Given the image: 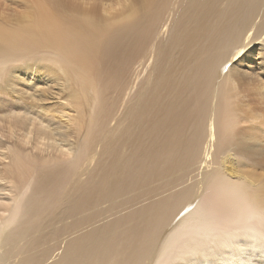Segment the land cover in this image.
Segmentation results:
<instances>
[{"label": "bare ground", "instance_id": "bare-ground-1", "mask_svg": "<svg viewBox=\"0 0 264 264\" xmlns=\"http://www.w3.org/2000/svg\"><path fill=\"white\" fill-rule=\"evenodd\" d=\"M100 1L0 25V264H264V0Z\"/></svg>", "mask_w": 264, "mask_h": 264}, {"label": "rangeland", "instance_id": "rangeland-1", "mask_svg": "<svg viewBox=\"0 0 264 264\" xmlns=\"http://www.w3.org/2000/svg\"><path fill=\"white\" fill-rule=\"evenodd\" d=\"M24 1H26V0H0V8H1L0 9V19H1L0 22H2V24L0 23L1 26H5L6 23L8 25L11 24V26H12V23L13 22H15L13 24L18 23L17 22V19L23 14V10H25V8H26V6L24 7V4H23ZM43 1L47 2L48 0H43ZM49 1H51L53 4L54 3H58V4L63 5V6L65 4H67V0H49ZM99 1L100 0H98V2ZM103 1H105L107 3V1L109 2L110 0H107V1L106 0H103ZM116 1H118V0H114V1L111 0L110 2H113V3L115 2L116 3ZM73 2L76 5L83 6V7H88V6H86V3L89 2V3H92L94 5L95 4L94 2H96V0H73ZM81 2H83V3H81ZM100 2L98 4V6H101V5L103 6V3L101 2L102 3L101 4ZM1 4H2V6H1ZM115 8H119V7H115ZM9 22H12V23H9ZM26 56H27L26 59H24L25 58L24 56H21V58L24 61H26V60L29 61V57L32 58L33 53H30L29 54V52H28L26 54ZM31 58H30V60H32ZM28 61H26V62H28ZM32 61L31 62L29 61L28 63H32ZM11 67H13V65ZM11 67H8L9 70L8 69L5 70L4 75H2V74L0 75V89H4L5 90V89L8 88V94L13 97V95H17V94H20V92L21 93L23 92V91H18L19 89H22L23 88L24 90L25 89L27 90L29 88V86H32L34 84V82H35V79H34L35 78V75L29 74L30 73L29 71L26 73V71H24V70L22 71V70H18L17 69V71L16 70H13V72L15 71L14 72V75H13V77H15V78H13V77L10 78V74H11L10 72H12V69L10 70ZM6 77L8 78V80H7ZM18 77H20V79ZM15 79H17V80H15ZM30 82H31V85H30ZM15 91H16V93H15ZM246 100H248V96L246 97ZM239 157H241V155H239Z\"/></svg>", "mask_w": 264, "mask_h": 264}]
</instances>
